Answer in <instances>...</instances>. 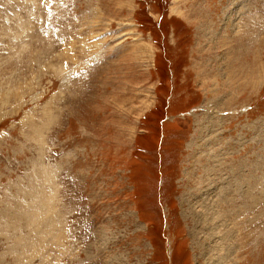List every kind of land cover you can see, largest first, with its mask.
Here are the masks:
<instances>
[{"label": "rangeland", "instance_id": "374dc122", "mask_svg": "<svg viewBox=\"0 0 264 264\" xmlns=\"http://www.w3.org/2000/svg\"><path fill=\"white\" fill-rule=\"evenodd\" d=\"M0 264H264V0H0Z\"/></svg>", "mask_w": 264, "mask_h": 264}, {"label": "bare ground", "instance_id": "6f19581e", "mask_svg": "<svg viewBox=\"0 0 264 264\" xmlns=\"http://www.w3.org/2000/svg\"><path fill=\"white\" fill-rule=\"evenodd\" d=\"M206 202H207V201H206ZM206 204H207V203H206ZM206 204L204 203V206H205ZM205 208H207V207L205 206ZM206 215H207V214H206ZM208 219H211V220H212L213 218H212V216H209V217H207L206 221H205V218H204V219L202 218L201 221L205 223V222H207ZM30 220H31V219H30ZM210 223H211V222H210Z\"/></svg>", "mask_w": 264, "mask_h": 264}]
</instances>
